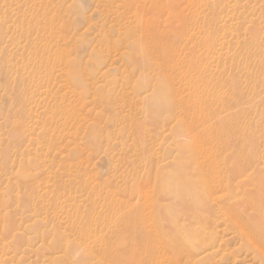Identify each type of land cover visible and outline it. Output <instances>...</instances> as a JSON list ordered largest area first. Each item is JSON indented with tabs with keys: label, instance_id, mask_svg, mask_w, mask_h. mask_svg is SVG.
Returning a JSON list of instances; mask_svg holds the SVG:
<instances>
[{
	"label": "rangeland",
	"instance_id": "rangeland-1",
	"mask_svg": "<svg viewBox=\"0 0 264 264\" xmlns=\"http://www.w3.org/2000/svg\"><path fill=\"white\" fill-rule=\"evenodd\" d=\"M245 227L264 0H0V264H264Z\"/></svg>",
	"mask_w": 264,
	"mask_h": 264
},
{
	"label": "bare ground",
	"instance_id": "bare-ground-1",
	"mask_svg": "<svg viewBox=\"0 0 264 264\" xmlns=\"http://www.w3.org/2000/svg\"><path fill=\"white\" fill-rule=\"evenodd\" d=\"M43 31V30H42ZM167 45V44H166ZM169 45V44H168ZM170 49V48H169ZM170 52V51H169ZM43 55V54H42ZM159 58V57H158ZM36 77V76H35ZM40 80V79H39ZM193 80V79H192ZM35 82V81H34ZM194 82V81H193ZM191 83V82H190ZM35 84H37L35 82ZM42 85V84H41ZM43 87V86H41ZM191 89V88H190ZM198 89V88H197ZM203 91V90H202ZM197 93V92H194ZM193 93V94H194ZM200 93V92H198ZM34 94V93H33ZM42 97V95H40ZM31 100V99H30ZM43 101V100H42ZM36 102V101H35ZM32 111V110H31ZM33 112V111H32ZM33 114V113H32ZM40 116V115H39ZM31 119V117H30ZM39 119V118H38ZM37 127V126H35ZM32 129V128H31ZM35 143V142H34ZM37 145V144H36ZM39 149V148H38ZM29 198V197H28ZM259 213V212H258ZM261 215V214H260ZM262 216V215H261ZM263 218V217H262ZM188 219V218H187ZM185 220V219H184ZM189 220V219H188ZM129 226V225H128ZM134 226V225H133ZM149 226V225H148ZM187 227V226H186ZM248 228V227H247ZM246 227L243 230V237L244 240L248 243H255V244H259L262 246V242L264 243V229L257 227L254 230L256 231V235L251 232L250 230H248ZM243 229V228H242ZM156 230V229H155ZM181 232H184V230H182V227H180ZM257 236V237H256ZM167 239V238H166ZM213 239V238H212ZM263 240V241H262ZM171 248L169 250V253H165L164 252V247L159 246L157 252L155 253V258L156 259H164V261L167 262V264H212L211 263V254L205 253L204 249L199 247L202 246L201 242L193 245L192 247H190V245L184 246L183 244H181L175 237H169V240ZM211 241V240H210ZM214 241V240H213ZM207 244V243H206ZM205 244V245H206ZM245 244V242H244ZM209 245V244H208ZM214 245V244H212ZM216 246V245H214ZM264 246V245H263ZM262 246V250H258L260 251L261 254L264 255V247ZM204 247V246H203ZM209 247V246H208ZM208 247L206 249H208ZM203 249L202 251L199 249ZM210 248V247H209ZM259 248V247H258ZM213 249V248H211ZM207 252V251H206ZM204 253V254H203ZM215 255H213L212 258H214ZM154 258V259H155ZM213 260V259H212ZM216 262V260L214 259V263Z\"/></svg>",
	"mask_w": 264,
	"mask_h": 264
}]
</instances>
